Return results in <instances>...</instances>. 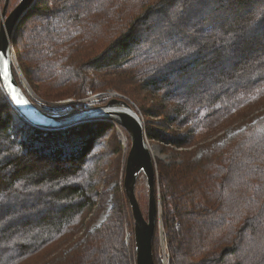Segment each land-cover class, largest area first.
<instances>
[{
  "label": "trees",
  "instance_id": "trees-1",
  "mask_svg": "<svg viewBox=\"0 0 264 264\" xmlns=\"http://www.w3.org/2000/svg\"><path fill=\"white\" fill-rule=\"evenodd\" d=\"M11 43L27 94L67 105L34 101L47 113L112 89L143 115L170 153L155 184L169 264H264V0H33ZM119 130L36 125L0 81V264H137ZM135 192L147 218L143 172Z\"/></svg>",
  "mask_w": 264,
  "mask_h": 264
},
{
  "label": "water",
  "instance_id": "water-1",
  "mask_svg": "<svg viewBox=\"0 0 264 264\" xmlns=\"http://www.w3.org/2000/svg\"><path fill=\"white\" fill-rule=\"evenodd\" d=\"M32 1L21 0L10 14H7L6 8L0 14V52L4 53L9 61L10 70V80L0 79L1 84L15 107L36 125L59 128L87 120L108 119L117 123L129 133L131 146L127 156L124 186L134 218L136 261L137 264H154L152 242L158 220L160 201L155 192L157 165L146 133L144 117L129 99L122 96L116 97V95L105 104L76 109L60 115L49 114L34 103L30 97L33 91L30 89L32 92L28 95L15 76L14 67H16L17 73L24 78L20 69L17 68L18 63L11 43L12 31ZM24 101L27 103H24ZM141 172L147 177L149 185L147 218L140 207L135 192L136 181Z\"/></svg>",
  "mask_w": 264,
  "mask_h": 264
},
{
  "label": "rangeland",
  "instance_id": "rangeland-1",
  "mask_svg": "<svg viewBox=\"0 0 264 264\" xmlns=\"http://www.w3.org/2000/svg\"><path fill=\"white\" fill-rule=\"evenodd\" d=\"M4 11V9H3V7L0 5V14L2 13ZM7 14H10V13H8V11H7ZM20 68H18V70H19ZM21 71V70H20ZM23 78V77H22ZM23 80H24V78H23ZM29 89V92L31 93L33 90L29 87L28 88ZM32 91H31V90ZM114 95H116V97H123V98H126V99H128L126 96H124V95H122V94H119L118 92H116L115 90H112V89H109L106 93H102L101 95L99 94L98 96H91V97H89V98H87L86 100H85V102H87V103H98V102H100V104H97V105H95V106H98V105H102V104H105V103H102V101H104V99H106V98H109L108 99V101L111 99V98H113L114 97ZM30 97L33 99V101H37V102H39V103H41V104H43L44 106H46V107H49V108H53V107H65V106H67L66 104H64V103H52V102H46V101H44V100H42V98H40V97H38L37 95H36V93L33 91V94L31 93V95H30ZM98 101V102H97ZM107 101V102H108ZM73 102H75V101H72V103ZM106 102V103H107ZM35 103V102H34ZM36 104V103H35ZM39 107V106H38ZM94 107V106H93ZM40 108V107H39ZM56 115H60V114H56ZM143 116V115H142ZM237 130H234V129H229L228 130V133L229 134H233L234 132H236ZM119 133H120V139H121V141H122V143H123V145H124V148H125V151H127V148H128V145H129V143H130V146H131V139H128L127 138V136H125V134L121 131V130H119ZM149 143H150V145H151V148L154 146V147H156V150L154 151L153 149H152V151H153V154H154V158H155V162H156V160L157 159H162V160H165V161H168L169 160V156H170V153H167V152H164L163 150H162V147L160 146V144L159 143H156V142H150L149 141ZM129 149H130V147H129ZM128 149V150H129ZM156 165H157V163H156ZM121 180V179H120ZM115 184H116V182H112V183H110V185L108 186V189H113L114 187H115ZM158 188H159V186H157V192H158ZM157 198H159V201H160V204H159V213H158V219L161 217V221H162V208H161V200H160V196H159V193H158V196H157ZM148 203H149V200H148ZM143 205H144V211L147 213V211H148V204H147V201H146V199L144 200V203H143ZM108 208H110V205H109V207ZM107 208V210L105 211V212H102V213H100V215H99V218L94 222V225H99L105 218H106V216L108 215V209ZM92 215V214H91ZM157 222H159L158 220H157ZM162 225L164 226V224H163V222H162ZM157 229H158V231H157V239H158V243H159V252H158V257L160 258V259H162V255L161 254H163V251H162V249H163V245H162V242H161V239H160V231H159V225H157ZM164 230H165V233H166V229H165V226H164ZM127 236L129 237V232H127ZM162 263L163 264H165V261L163 262L162 261Z\"/></svg>",
  "mask_w": 264,
  "mask_h": 264
},
{
  "label": "built area",
  "instance_id": "built-area-1",
  "mask_svg": "<svg viewBox=\"0 0 264 264\" xmlns=\"http://www.w3.org/2000/svg\"><path fill=\"white\" fill-rule=\"evenodd\" d=\"M159 222H157V225H159V231H160V239L163 245V254L162 255V260L163 262L165 261V264H169V251H168V247H167V239H166V233L164 230V226L162 225V221H161V217L158 219Z\"/></svg>",
  "mask_w": 264,
  "mask_h": 264
},
{
  "label": "snow or ice",
  "instance_id": "snow-or-ice-1",
  "mask_svg": "<svg viewBox=\"0 0 264 264\" xmlns=\"http://www.w3.org/2000/svg\"><path fill=\"white\" fill-rule=\"evenodd\" d=\"M0 79L10 80L9 61L6 59L4 53L2 52H0ZM17 102L19 103V101ZM24 103L27 102L24 101Z\"/></svg>",
  "mask_w": 264,
  "mask_h": 264
},
{
  "label": "bare ground",
  "instance_id": "bare-ground-1",
  "mask_svg": "<svg viewBox=\"0 0 264 264\" xmlns=\"http://www.w3.org/2000/svg\"><path fill=\"white\" fill-rule=\"evenodd\" d=\"M152 149L155 151L156 150V147L153 146Z\"/></svg>",
  "mask_w": 264,
  "mask_h": 264
}]
</instances>
